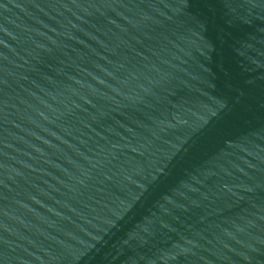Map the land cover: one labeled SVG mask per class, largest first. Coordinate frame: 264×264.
Segmentation results:
<instances>
[{
	"label": "water",
	"instance_id": "water-1",
	"mask_svg": "<svg viewBox=\"0 0 264 264\" xmlns=\"http://www.w3.org/2000/svg\"><path fill=\"white\" fill-rule=\"evenodd\" d=\"M0 264H264V0H0Z\"/></svg>",
	"mask_w": 264,
	"mask_h": 264
}]
</instances>
